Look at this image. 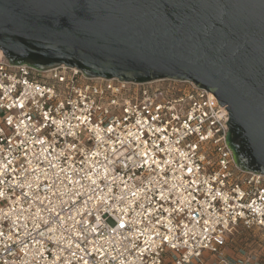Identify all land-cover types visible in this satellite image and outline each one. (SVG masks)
Segmentation results:
<instances>
[{
	"label": "built area",
	"instance_id": "obj_1",
	"mask_svg": "<svg viewBox=\"0 0 264 264\" xmlns=\"http://www.w3.org/2000/svg\"><path fill=\"white\" fill-rule=\"evenodd\" d=\"M189 80L88 78L0 49V264H264V175ZM262 251L230 253L238 227Z\"/></svg>",
	"mask_w": 264,
	"mask_h": 264
},
{
	"label": "water",
	"instance_id": "obj_2",
	"mask_svg": "<svg viewBox=\"0 0 264 264\" xmlns=\"http://www.w3.org/2000/svg\"><path fill=\"white\" fill-rule=\"evenodd\" d=\"M12 65L189 80L229 112L238 166L264 175V0H0Z\"/></svg>",
	"mask_w": 264,
	"mask_h": 264
},
{
	"label": "rangeland",
	"instance_id": "obj_3",
	"mask_svg": "<svg viewBox=\"0 0 264 264\" xmlns=\"http://www.w3.org/2000/svg\"><path fill=\"white\" fill-rule=\"evenodd\" d=\"M256 230L246 228L243 226L238 227L236 231L229 238V250L230 253L244 250L248 251L251 248L262 251V236Z\"/></svg>",
	"mask_w": 264,
	"mask_h": 264
},
{
	"label": "crops",
	"instance_id": "obj_4",
	"mask_svg": "<svg viewBox=\"0 0 264 264\" xmlns=\"http://www.w3.org/2000/svg\"><path fill=\"white\" fill-rule=\"evenodd\" d=\"M232 253H234V252H232ZM234 255H236V254L234 253Z\"/></svg>",
	"mask_w": 264,
	"mask_h": 264
},
{
	"label": "bare ground",
	"instance_id": "obj_5",
	"mask_svg": "<svg viewBox=\"0 0 264 264\" xmlns=\"http://www.w3.org/2000/svg\"><path fill=\"white\" fill-rule=\"evenodd\" d=\"M2 52V51H1Z\"/></svg>",
	"mask_w": 264,
	"mask_h": 264
}]
</instances>
